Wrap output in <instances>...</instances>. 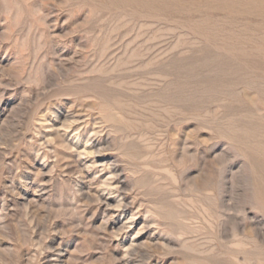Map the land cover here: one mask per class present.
<instances>
[{
    "label": "rangeland",
    "instance_id": "rangeland-1",
    "mask_svg": "<svg viewBox=\"0 0 264 264\" xmlns=\"http://www.w3.org/2000/svg\"><path fill=\"white\" fill-rule=\"evenodd\" d=\"M263 6L0 0V264H264Z\"/></svg>",
    "mask_w": 264,
    "mask_h": 264
},
{
    "label": "bare ground",
    "instance_id": "bare-ground-1",
    "mask_svg": "<svg viewBox=\"0 0 264 264\" xmlns=\"http://www.w3.org/2000/svg\"><path fill=\"white\" fill-rule=\"evenodd\" d=\"M133 3V2H132ZM141 5V4H140ZM264 7V6H263ZM255 8V7H254ZM258 11V10H257ZM264 11V10H263ZM211 26V25H210ZM229 27V26H228ZM261 29V28H260ZM225 32V31H224ZM227 33V32H226ZM203 34V33H202ZM204 35V34H203ZM215 35V34H214ZM235 35V34H234ZM222 37V36H221ZM224 40V39H223ZM259 41V40H258ZM247 57V56H246ZM205 61V60H204ZM228 68V67H227ZM225 69V68H224ZM264 70V69H263ZM222 72V71H221ZM259 73V72H258ZM224 74V73H223ZM253 74V73H252ZM243 75V74H242ZM226 78V77H225ZM224 78V79H225ZM229 79V78H228ZM225 83V82H224ZM257 83V82H256ZM244 84H246V83H244ZM224 85V84H223ZM263 85V84H262ZM261 85V86H262ZM250 87V86H249ZM256 89H258V88H256ZM223 90V89H222ZM234 92V91H233ZM236 93V92H235ZM263 94V93H262ZM259 97V96H258ZM258 105V104H257ZM261 105V104H260ZM251 108V107H250ZM257 108V107H256ZM247 111V110H246ZM230 112V111H229ZM263 118V117H262ZM246 119V118H245ZM244 122V121H243ZM262 122V121H261ZM240 123H241V121H240ZM245 124V123H244ZM250 130V129H249ZM226 132V131H225ZM257 140V139H256ZM251 141V140H250ZM263 143V142H262ZM250 145V144H249ZM260 158V157H259ZM255 160V159H254ZM253 160V161H254ZM256 162V161H255ZM124 207H125V205H124ZM240 244V243H239ZM241 245V244H240ZM125 256V255H124Z\"/></svg>",
    "mask_w": 264,
    "mask_h": 264
}]
</instances>
